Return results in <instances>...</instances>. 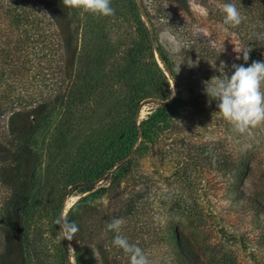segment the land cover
Listing matches in <instances>:
<instances>
[{"label":"rangeland","instance_id":"374dc122","mask_svg":"<svg viewBox=\"0 0 264 264\" xmlns=\"http://www.w3.org/2000/svg\"><path fill=\"white\" fill-rule=\"evenodd\" d=\"M49 1L59 21L57 31L69 45L67 72L72 87L94 75L89 53L100 33L104 34V42H109L113 48L114 58H120L119 66L126 65L128 49L141 39L137 21L141 17L155 41V48L162 52L170 66L167 70L156 51L155 58L165 81H159L157 75L154 77L159 81L155 89L159 96L151 100L169 102L179 87L181 98L187 103L164 129L155 147L149 143V147L137 154L135 170L124 175L117 187H109V181L104 179L94 182L96 188L84 193H80V183L84 184L92 162L99 155L95 149L91 151L93 161L90 163L79 155L80 146L93 134L104 115V110L95 102L89 103L84 110L73 108L72 120L78 123L66 135L69 147L61 151H46L51 137H61L64 110L60 108L50 114L43 133L40 132L36 139L28 135L7 138L4 134L0 144L5 142L15 157L1 156L6 165L0 173V208L4 203L10 208L18 203V212L22 213L20 202L23 206H31V212L27 210L31 214L27 217L29 221H23L27 234L23 238L25 264H110L116 255L119 264H129L123 250L117 252L116 248L112 252L108 241V209L118 198L126 200L140 189L147 194L139 201L135 215L124 218L125 224L119 234L140 247L151 264H174L171 249L165 244L168 225L196 235L204 264H264V124L251 129L250 135L233 132L217 114L218 102L210 100L203 83L222 75V62L229 77L231 66L242 64V37L245 29L254 26L255 21L244 17L239 26L225 30L220 6L236 3L242 14L243 2L111 0L115 14L98 17L66 8L62 0ZM165 29L182 42L185 50L178 55H170L161 42L160 33ZM238 55L240 59L236 58ZM33 73L21 77L18 94L26 92L23 88H27ZM113 87L117 98L123 95L120 85ZM156 108L155 104L144 103L139 123ZM7 123L5 118L1 125L6 128ZM217 142L222 144L221 150L215 152L219 157L218 167L213 161L214 143ZM139 146L141 139L135 149ZM228 152L242 156L248 166L250 164L249 175L230 177L216 170L223 164V154ZM139 180H143L144 185L136 183ZM76 182L79 183L74 187ZM196 204L200 205L199 211L203 214L200 222L204 228L197 221L198 215H192L193 218L188 215L189 208ZM94 211L100 214H93ZM0 213L3 212L0 210ZM62 216L79 227L72 241L57 238L60 226L56 221ZM5 233L0 226V250ZM69 246L75 252L68 249Z\"/></svg>","mask_w":264,"mask_h":264},{"label":"trees","instance_id":"16d2710c","mask_svg":"<svg viewBox=\"0 0 264 264\" xmlns=\"http://www.w3.org/2000/svg\"><path fill=\"white\" fill-rule=\"evenodd\" d=\"M241 2L244 5L242 16L250 22L255 21L254 26L245 29L242 37L244 51L251 49L248 62L245 63L243 58L241 59L242 64L247 67L253 61H264V42L257 40L254 35L264 33V0ZM137 21L141 39L128 49L126 65L119 66L120 58H114L113 48L111 49L109 42H104V34L100 33L91 53L88 50L89 56H92L90 65L94 75L85 77L72 87L67 72L69 45L61 32L57 31L59 21L50 1L0 0V138L5 134L7 138L28 135L36 139L40 132L43 133V127L47 124L50 114L60 108L64 110V121L60 123L61 137H51L46 151H61L69 147L66 135L71 131V127L78 123L72 120L73 108L81 107L79 110H84L89 103L95 102L100 110H104L98 127L80 146L79 155L90 163L93 161L91 151L95 149L99 155L92 162V168L83 180L84 184L80 183V193L95 189L94 182H102L104 179L109 181V187H117L118 181L124 175H130L135 170L134 158H137V154L149 147V143L155 147L164 129L172 123L175 115L185 109L187 103L181 98L177 86V93L171 101L156 103L151 100L159 96V92L155 90L159 81H165L155 52H158L160 61L165 63L167 70H170V66L162 52L155 48V41L141 17ZM32 71L33 77L28 85L25 84L27 88H23L26 92L18 94V82L23 79L21 77ZM156 75L159 81L154 79ZM147 76L151 78L147 79ZM118 85L124 90L119 98L116 92H113V86ZM147 99L150 100L144 102ZM144 103L155 104L158 108L139 123V114ZM5 118L8 122L6 128L1 125ZM140 139L141 146L135 149ZM4 143L0 144V173L6 165L5 159L2 158L4 154L8 155V159L10 155L12 159L15 157L14 152ZM221 147V143H214L213 161L216 167L220 163L217 162L219 157L215 152L220 151ZM222 159L223 164L216 168L218 172L224 171L226 176L230 177L249 175L250 164L248 166L242 156L228 152L223 154ZM142 182L143 180L136 181L138 184H143ZM77 183L79 182L74 183V187ZM146 194L147 192L140 189L135 196H129L126 200H115L114 205H110L108 209L107 223L114 218L124 219L126 216L135 215L139 201ZM21 204L22 202L20 207L24 211L26 208L25 214L24 211L18 212V203L13 205V208L4 203L0 208L3 212L0 213V226L6 231L2 236L0 264H25L26 249L23 238L27 234L23 221H29L27 217L30 218L31 214L27 213V210L31 212V206ZM199 206L196 204L187 209H190L189 217L198 215L197 221L201 226L203 214L199 211ZM93 214L100 213L94 211ZM167 231L165 244L171 249L174 264H204L201 260L202 250L195 234H187L173 225H168ZM116 235V232L108 230L112 252L116 249L112 244ZM119 251L121 249L117 248V252ZM116 257L111 258L110 264H119L118 256Z\"/></svg>","mask_w":264,"mask_h":264},{"label":"clouds","instance_id":"9594fccd","mask_svg":"<svg viewBox=\"0 0 264 264\" xmlns=\"http://www.w3.org/2000/svg\"><path fill=\"white\" fill-rule=\"evenodd\" d=\"M62 4L66 8L79 10L82 15L109 17L115 14V9L111 7V0H62ZM220 11L223 13L222 24L226 26L225 30L227 27L239 26L244 20L234 3L222 4ZM195 31L199 32L203 29ZM254 35L257 40L264 42V33H254ZM160 40L170 55L175 56L185 50L182 42L169 29L160 33ZM250 51L251 49L241 53L245 63L249 60ZM236 58L241 57L238 55ZM181 64L177 65L178 72ZM224 69L225 65L222 62L220 66L222 75L213 76L209 81H204V91L210 100L218 102L217 114L231 126L233 132L250 135L251 129L264 124V61H253L247 67L244 64H233L230 77ZM56 224L60 226L57 237L60 241L63 239L72 241L79 231L74 221H69L63 216L56 221ZM124 224L123 218H114L107 224L109 231L117 233L112 240L113 246L123 250L129 258V264H151L149 257L140 247L119 234ZM68 249L75 252L70 246Z\"/></svg>","mask_w":264,"mask_h":264},{"label":"water","instance_id":"95a60500","mask_svg":"<svg viewBox=\"0 0 264 264\" xmlns=\"http://www.w3.org/2000/svg\"><path fill=\"white\" fill-rule=\"evenodd\" d=\"M175 95H176V93L174 94V96H175ZM174 96H173V97H174ZM173 97L171 98V100L173 99Z\"/></svg>","mask_w":264,"mask_h":264},{"label":"bare ground","instance_id":"6f19581e","mask_svg":"<svg viewBox=\"0 0 264 264\" xmlns=\"http://www.w3.org/2000/svg\"><path fill=\"white\" fill-rule=\"evenodd\" d=\"M174 96V95H173Z\"/></svg>","mask_w":264,"mask_h":264}]
</instances>
